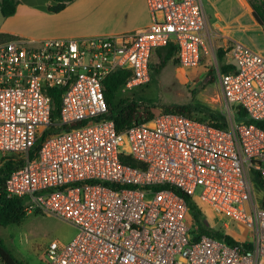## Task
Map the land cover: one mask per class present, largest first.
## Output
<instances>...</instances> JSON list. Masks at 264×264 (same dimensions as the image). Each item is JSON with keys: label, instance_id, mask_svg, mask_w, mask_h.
<instances>
[{"label": "built area", "instance_id": "2783aa9c", "mask_svg": "<svg viewBox=\"0 0 264 264\" xmlns=\"http://www.w3.org/2000/svg\"><path fill=\"white\" fill-rule=\"evenodd\" d=\"M146 2L152 23L136 32L0 42V153L23 163L0 193L78 229L50 244L46 264H264V129L251 123L264 121V55L242 42L226 49L235 68L215 70L223 127L161 112L119 131L109 76L131 72L130 90L148 84L153 56L170 45L183 68L212 58L204 0ZM52 89L59 130L43 139ZM179 193L213 210L238 244L203 234Z\"/></svg>", "mask_w": 264, "mask_h": 264}, {"label": "rangeland", "instance_id": "374dc122", "mask_svg": "<svg viewBox=\"0 0 264 264\" xmlns=\"http://www.w3.org/2000/svg\"><path fill=\"white\" fill-rule=\"evenodd\" d=\"M18 1V11L14 16L5 18L0 11V29L6 30V39L29 43L46 37L48 33L37 18H25V14L31 13L28 10V3L40 5L43 0ZM251 1L255 0H246L249 9ZM209 2L211 3L213 0H209ZM230 2L231 0H217L215 4L221 7L230 4ZM233 13L237 14V9ZM227 18L230 19L231 17ZM216 27L221 29L219 25ZM235 35L252 47L264 48V34L259 29L253 28L248 32H241L237 25ZM225 44L228 45L229 43L219 40L212 47V58L210 55L207 56L201 66L193 68H183L171 60L158 72L155 67L160 60L159 55L155 54L152 59L151 81L131 90L125 87L121 88L116 94L115 104L119 105L123 101L134 100L141 106V109H138L139 112L148 108L152 114H157L172 106L193 104L195 111L192 116L194 117L206 120L212 116L223 117L225 108L220 99V85L217 76L211 80L208 72L220 69L222 66L217 53ZM4 157L0 153V170ZM196 205L202 212V223L206 228L214 231L222 230L219 225L221 222L213 210L201 203H196ZM231 226L232 230H235V227L238 228L234 222L231 223ZM77 233L78 229L64 219L36 211L27 212L26 218L19 225L0 228V235L7 247L23 264H46L45 253L50 244L52 242L67 244L77 236ZM237 233L240 238L248 236V231L242 234L239 231Z\"/></svg>", "mask_w": 264, "mask_h": 264}, {"label": "crops", "instance_id": "0c3cea01", "mask_svg": "<svg viewBox=\"0 0 264 264\" xmlns=\"http://www.w3.org/2000/svg\"><path fill=\"white\" fill-rule=\"evenodd\" d=\"M215 1L217 2V0L211 3L209 0L204 1L210 24L208 45L212 48L219 40H224L229 43L223 47L226 50L231 48L234 42H242L264 55V48L252 47L235 35L237 25L241 32H248L254 28L264 34L263 27L255 19L251 8H248L246 0H231L230 4L221 7L217 6ZM49 5L51 0L46 2L44 7ZM28 6L31 13L25 14V18H37L48 33L42 39L33 40L35 43L55 38L132 33L152 23L146 0H75L58 13L47 12L39 5L31 3H28ZM235 9L238 11L237 14L233 13ZM218 25L221 29H217ZM5 34L6 30L0 29V42H6Z\"/></svg>", "mask_w": 264, "mask_h": 264}, {"label": "trees", "instance_id": "16d2710c", "mask_svg": "<svg viewBox=\"0 0 264 264\" xmlns=\"http://www.w3.org/2000/svg\"><path fill=\"white\" fill-rule=\"evenodd\" d=\"M49 0H43L39 6L45 9L50 13H58L64 10L68 3L75 0H51V5L44 7V4ZM19 2L17 0H0V11L3 17L9 18L14 16L17 13ZM250 8L253 12V15L257 22L264 27V0H255L250 2ZM226 50L220 48L217 53L218 60L222 63L220 67L221 73H227L233 70L234 65H225L224 59L226 55ZM159 55V64L155 67L156 71H161L166 64L174 60L177 62L175 58L176 49L173 45L169 47L163 48L157 52ZM178 63V62H177ZM210 79L214 80L215 71L210 70L208 72ZM131 76V72L129 71H119L111 76H109L105 82V96L110 107V118L115 121L116 127L119 131H123L128 128L133 121L138 118L143 119H151L159 115L161 112L164 113H178L180 115L192 116L195 111V106L193 104H184L177 105L166 108L164 111H161L157 114H152L148 108H145L142 112H139L138 109H141L140 105L134 101H123L121 104H115L116 94L117 92L124 87L126 81ZM51 93L54 95V111L52 114V126L45 133L43 139L59 130L56 126L60 121V109H61V99L59 97V90L52 89ZM241 118H246L245 111L240 110L239 112ZM201 121H207L210 124H213L217 127H223L224 118L212 116L210 119H202L198 118ZM217 122V123H214ZM251 122V121H250ZM251 123H255L257 126L264 129V121H253ZM42 139V140H43ZM2 169L0 170V181L3 183L5 179L17 168L22 166V161H17L12 157H4ZM123 162L137 167L139 166L137 162L133 161L130 158H123ZM186 201L190 214L198 226L201 229L203 234H207L213 238L222 240L230 245L238 244L235 239V235L230 231L225 230H209L204 227L202 223V212L193 201L191 197L184 195L183 193H179ZM262 206L264 207V197L262 201ZM27 216V211L25 209L24 200L21 198L9 197L5 193H0V228L8 227L11 225H19L24 221ZM0 263L1 264H23L19 261L12 251L7 247L4 239L0 235Z\"/></svg>", "mask_w": 264, "mask_h": 264}]
</instances>
